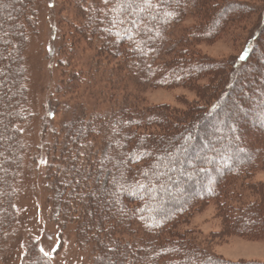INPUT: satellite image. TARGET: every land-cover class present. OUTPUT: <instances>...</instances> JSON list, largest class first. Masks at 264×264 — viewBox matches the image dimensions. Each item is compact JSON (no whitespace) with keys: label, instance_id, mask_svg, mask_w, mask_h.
Wrapping results in <instances>:
<instances>
[{"label":"rangeland","instance_id":"374dc122","mask_svg":"<svg viewBox=\"0 0 264 264\" xmlns=\"http://www.w3.org/2000/svg\"><path fill=\"white\" fill-rule=\"evenodd\" d=\"M194 2L190 0L184 15L166 30L163 46L173 44L174 51H178L184 37L196 53L197 64L218 65L221 70L203 72L190 85L166 88L159 87L161 63L149 59L128 61L127 71L118 66L115 58L97 53L100 42L78 41L76 33L85 22L116 9L115 5L103 0H28L21 85L25 103L21 109L23 119L17 125L21 162L9 180L11 222L2 230L0 264H35L40 259L44 264H95V244L104 236L97 237L100 225L94 215L97 204L92 200L94 196L97 200L101 193L106 195L116 181L113 157L129 153L119 140L125 134L121 131L122 113L130 107L137 111L153 110L161 116L172 111L182 114L197 104L208 114L211 107L223 101L220 107L237 119L238 128L230 130L226 124L218 128L222 137L236 140V149L245 147L246 138L241 135H246V131L248 138L257 133L264 135V103L257 112L250 110L264 97V38L263 42L261 37L255 38L257 33L264 36V0H221V9L239 6V13L229 12L233 21H224L213 33L202 26L207 18L205 8L193 5ZM255 45L257 48L250 56L253 61L254 57L257 59L259 67L243 61L249 53L246 48ZM170 57L162 56L165 60ZM74 74H79V78L72 80ZM242 80V89L233 90ZM230 99L236 107L227 103ZM56 107L58 114L51 119L48 110ZM89 115L95 117L89 127L93 132L88 133L92 136H80L76 144L64 146L62 153L63 146L53 143L54 135L59 139L64 136L61 124L75 120L80 125ZM83 125L86 126L85 121ZM206 126L214 132L212 124ZM196 145L197 149L206 150L213 144L204 140ZM199 153L194 150L180 157L193 162ZM221 162H215V172L223 168ZM72 167L78 172L91 170L92 177L78 178L69 173L68 168ZM179 176L187 182L188 173L181 170ZM233 182L235 193L231 201L234 203L239 197L243 204H255H250L249 211L264 215V166L255 165L247 188H240L239 180ZM194 186L195 194L205 193L202 186ZM224 187L227 190L229 184ZM104 195L99 204L110 209V199ZM163 197H152V211L160 207ZM167 197L175 203L180 195L175 191ZM224 198H211L199 204L179 229L190 231L194 241L215 258L264 264V238L245 237L235 231L226 216L227 207L233 203ZM123 237L133 242L124 234ZM117 264H128V260L120 258Z\"/></svg>","mask_w":264,"mask_h":264},{"label":"trees","instance_id":"16d2710c","mask_svg":"<svg viewBox=\"0 0 264 264\" xmlns=\"http://www.w3.org/2000/svg\"><path fill=\"white\" fill-rule=\"evenodd\" d=\"M189 2L190 0H107L106 3L115 5L116 9L85 22L76 35L78 41L83 40L84 43H90L94 39L100 42L97 53L115 58L119 61L118 66L125 67L127 71L128 61L142 62L149 59L153 63H161L163 72L159 78V87L190 85L203 72L209 73L221 68L213 64H197L194 59L196 53L187 46L184 37L180 40L182 46L178 51H174L173 44L172 47L163 46L166 30L184 15ZM222 3L221 0H195L193 4H200L201 8H205L207 18L202 26L206 25L210 33L224 21V24L233 21L229 12L239 13V6L228 5L221 9L219 6ZM27 4L28 0H0V240L2 230L11 222L12 192L9 180L11 181V173L21 162L18 151L20 129L17 125L23 119L21 109L25 103V90L21 85L24 77L23 49L27 42ZM260 37L263 42L264 36L261 33L255 35L256 39ZM256 48L257 45L247 47L246 52L249 53L243 61H250L253 66L259 67L255 62L257 59L254 57L253 61L250 56ZM166 55L171 57L165 60L163 58ZM77 76L79 78V74ZM77 76L72 75V80ZM243 83L242 80L233 90L240 91ZM245 85L249 87L250 84ZM262 102L264 103V97L250 110L257 112L262 107ZM227 103L236 107L231 99ZM219 104L211 107L208 114L197 104L190 106L182 114L172 111L160 116L153 110L137 111L131 107L122 113L124 126L121 125V131H125V134L118 140L129 153L114 157L111 154L110 157L116 160L112 167L116 181H113L106 195L101 193L97 200V196L92 200L97 204L94 215L100 225L97 237L100 234L104 236L95 244V264H117L120 258L128 260V264H255L232 263L215 258L194 241L190 231L179 229L194 208L211 198L225 196V200L233 203V181L239 180V187L247 188L249 175L255 165L264 166V135L257 133L248 138L246 131L244 137L241 135L246 138L245 147L242 150L236 149V140L230 136L222 137L224 135L218 127L226 124L227 128L235 130L238 128L237 119ZM56 110L58 108L49 109L47 116L55 118L58 114ZM262 117L264 119V113ZM84 119L85 127L83 121L79 125L72 120L61 124L64 136L60 139L53 134L56 139L54 145L63 146L62 153L65 151L64 146L70 142L76 144L80 136H92L88 133L93 132L89 127L95 117L89 115ZM208 123L213 125L214 132L207 130ZM155 129L160 132L155 133ZM243 132L245 134V130ZM204 140L211 141L213 145L206 150L197 149L196 144ZM194 150H199L200 153L193 162L180 157L181 154ZM236 157L240 158L235 161ZM218 161H222L223 168L215 172L214 164ZM109 164L111 167L113 163ZM68 170L78 178L92 177V171L88 169L78 172L72 167ZM181 170L188 173L185 183L179 176ZM196 183L205 189L204 194H195L193 188ZM226 184H229L227 190L224 187ZM175 191L179 192L180 197L177 202L171 203L167 196ZM103 195L110 199V209L100 206L99 200ZM162 196L160 207L152 211V197L158 199ZM235 199V206L232 204L226 209V216L233 229L245 237L264 238V215L249 211L250 206L255 204H243L239 197ZM123 234L133 242L125 241ZM41 261L34 262L44 264Z\"/></svg>","mask_w":264,"mask_h":264},{"label":"snow or ice","instance_id":"6c2138e0","mask_svg":"<svg viewBox=\"0 0 264 264\" xmlns=\"http://www.w3.org/2000/svg\"><path fill=\"white\" fill-rule=\"evenodd\" d=\"M106 2H107V0H106ZM41 251L43 252V249H41ZM45 255H47V253H45Z\"/></svg>","mask_w":264,"mask_h":264}]
</instances>
